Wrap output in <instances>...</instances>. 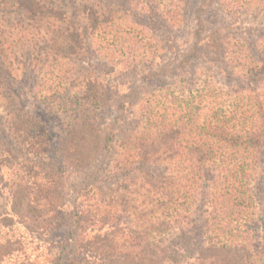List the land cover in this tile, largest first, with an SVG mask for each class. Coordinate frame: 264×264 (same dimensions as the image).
Listing matches in <instances>:
<instances>
[{
    "label": "trees",
    "instance_id": "1",
    "mask_svg": "<svg viewBox=\"0 0 264 264\" xmlns=\"http://www.w3.org/2000/svg\"><path fill=\"white\" fill-rule=\"evenodd\" d=\"M164 1L94 0L72 17L63 1L0 0V192L5 191L9 206L0 215V229L26 223L37 241L51 225L66 229L51 245L59 254L47 264H264L259 238L264 228V51L224 54V41L221 46L209 29L212 15L221 10L257 14L264 12V0ZM253 17L237 25L249 31ZM183 25L189 26L192 43L174 40L173 31ZM154 30L165 40H153ZM179 47L183 51L177 57ZM166 51L176 56L170 64H162ZM87 52H95L96 66L108 63L106 70L91 67L80 76L85 68L77 60ZM200 61L221 62L206 74L217 71L228 86L221 91L207 84L197 95L162 94L159 98L168 97L174 106L171 113L164 120L149 108L145 134L133 136L123 115L140 102L136 82H156L161 90L168 74ZM116 73L126 81L106 80ZM38 83L47 91L41 92ZM212 83L218 85L214 76ZM104 106L118 115L98 118ZM191 114L195 125H189ZM62 116L65 127L51 124ZM116 145L135 160L118 166H137L139 174L116 182L126 198L114 202L103 190L117 176L109 159ZM162 162L177 165L175 178L158 174ZM175 182L177 192L171 191ZM180 199L184 202L174 209ZM126 200L136 203L133 211L141 220L121 226L109 215L117 206L123 209ZM89 201L96 217L86 211ZM194 202L207 204V222L216 224L215 236L220 231L222 238L200 246L188 236L185 213ZM170 228L178 233L167 246L146 242L150 232ZM123 230L130 235L121 238L133 240L117 246L115 236ZM23 250L20 242L0 246V264L12 257V264H23L15 255Z\"/></svg>",
    "mask_w": 264,
    "mask_h": 264
},
{
    "label": "rangeland",
    "instance_id": "2",
    "mask_svg": "<svg viewBox=\"0 0 264 264\" xmlns=\"http://www.w3.org/2000/svg\"><path fill=\"white\" fill-rule=\"evenodd\" d=\"M57 1L58 2L63 1L68 11L71 13L72 17L75 16L76 14H79L86 6H88V4L94 2V0H57ZM174 1L175 0H165L164 2L172 3ZM252 17H253V22L251 23V25L246 26L249 29V31H245L244 27L240 28V26L237 25L238 20H241V19H243L244 20L243 22L245 23L247 22L250 23L252 21ZM212 19L213 20H212V23L209 25V29L217 33L218 35L217 39L221 40L220 41L221 46H222V41H224L225 43V45H223L224 48L222 46V48L220 49L222 50L221 51L222 53L227 54L225 50L230 51L231 49L232 50L237 49V51L245 52L247 51L246 49L248 48L252 50L256 49L259 53L260 51L262 52L264 51V12L257 13V14L256 12H254L248 15L244 13L230 15L223 9L219 12V14H216L214 16L212 15ZM8 20H11L10 22H8V24L13 22L12 18H8ZM72 20H73L72 22H76L74 18ZM187 25L181 26L180 29H178L177 31L175 30L173 31L174 33L173 37H175L174 40H177L178 42L192 43V36L188 35L189 26ZM149 36L157 42H160V40H165V35L161 31L154 30V32H151ZM151 44H153V42L151 43L149 42V45ZM10 45H9L10 47H15V46L20 47L19 44L13 46L10 43ZM149 45L146 46V48H148ZM176 51L177 53L175 55L178 57V55L182 53L183 48L179 47L178 50ZM208 52L210 56H213L211 55L212 53L211 48H209ZM161 55H162L161 59L163 61L162 64H170L172 63L171 60L176 57L175 55L172 56V53L169 54V52L167 51L163 52ZM218 57L219 59H222V55H218ZM96 58L97 57H96L95 52L93 53L87 52L86 54H83L79 57L77 62H79L80 68L81 67L85 68L84 71L79 69L80 76L81 75L84 76L88 72H91L92 71L91 67L92 68L98 67L100 71L106 70L109 64L106 62L107 64L104 66L102 65H100V67L96 66L97 64H99V61H97ZM192 62L197 63L198 61L194 60ZM220 63L221 62L213 63L215 65H208L209 62L200 61L198 66L197 67L195 66L192 69H191V66L190 68L188 67H185L184 69L181 68L179 69V71L175 72L174 74H168V77L164 78L166 83L164 85L165 87L162 86L161 90L157 88L156 82L149 83V84L144 83V82L143 83L136 82L137 86L140 87L139 89L140 94H141L140 102L138 103L136 107H134L130 111L129 113L130 115L128 113L126 114V112H125V115H123L127 118L126 122L129 125V128L131 129L133 128L134 130L133 136H137L140 138V136L145 134V130L150 124L146 120V118H148V120L151 119V115L149 114V111H150L149 108L154 107L160 114H164L165 116L164 120L171 113V110H173L174 106L173 104L171 105L169 101H167L166 98L168 97L159 98V96H161L162 94L168 96L170 95L171 90H174L173 92L176 94V96L178 95L187 96V94L197 95V92L204 90L205 87L208 86L207 84H209V87L212 88V90L219 89L222 91L223 88H226V86H228L229 83H227V81H225L224 78L220 76V74L217 71L213 70L212 71L213 74H211V76H208L205 70L209 68L216 69V65ZM224 64H226V61L224 62ZM213 76H214V79L216 80V84L218 85H213L212 83ZM123 77L124 76L116 73L114 76L109 77L106 80H110L115 84H121V83H124L127 78V77L125 78ZM128 79H132V77L128 76ZM40 81L42 82V79H40ZM195 81H196V87L194 86ZM177 83L179 84V86L182 85L183 88H180V89L181 90L184 89L185 94L180 93V89L176 85ZM186 84L188 85L186 86ZM38 88L41 90V92L47 91L45 90L46 88L42 87V85L39 83H38ZM40 101H41V98H40ZM150 104H152V107ZM41 109H43V107ZM111 115L112 116L118 115V113L115 111V108H112L110 106H104V107H101L98 118H104L105 121H108L109 118H111ZM189 117H188L190 121L189 125L190 124L195 125L196 123L195 116L191 114ZM60 119L61 120H59V122L51 123V124H54V125L62 124L61 126L65 127L67 123V117L65 118L62 116V118ZM120 147L121 146L116 145L114 146V148L110 150V153H109V159L111 160L110 164L111 166L115 168L117 167L114 170V173L117 174V176L116 177L111 176L112 180L109 179L111 185H109L107 189L105 188V190H103V196H106L108 198L110 196H113L115 198L114 202H116L117 200L126 198V196L123 195V189L117 186L116 182H121L123 177H125L126 178L125 182L127 183L129 180H132L131 178H136L137 174H139V172L137 171L138 170L137 166H133L134 169L129 168V167H123V166L119 167L118 166L119 163L122 164L123 161L124 162L127 161L130 163H134L135 161L132 156L133 154H131L130 152L129 153L124 152L123 151L124 149ZM176 167H177L176 164L170 165V163H165V162L159 163L157 165V168L159 169L158 174H161L167 177H172L175 174H177L176 172L179 168L176 169ZM173 178H175V176ZM174 185H176V182L172 184L173 187L171 188V191L173 190V192H177L178 188ZM200 190L201 188L199 186L198 191ZM6 197L7 196H6L5 191L2 190V192H0V215H2L6 210L9 209L8 201ZM93 202L94 201H89V203L86 202L85 206L90 207L86 209V211H88V214L92 213L91 216L96 217L95 208L91 206L94 204ZM178 202L182 203L184 201L183 199H180V201L177 200L174 206V209L177 208V205L179 204ZM126 203L127 204H125V207L123 209L118 206L114 208V212H115L113 213L114 216L109 215L110 216L109 219L115 220L117 218L118 220H120L121 226H123L122 224H126V223L130 224V222L132 221L139 222L141 220L139 213H134L133 211L135 209L134 204L136 203L133 204L132 200L130 201L126 200ZM130 204H133V205H130ZM206 207H207V204L198 205L196 202H194V203H191V205L189 206V211L186 213L184 212L185 216L188 215V222L190 221L188 226L186 227L188 236H190L191 238L193 237L195 240V244L200 245V246H203V245L206 246L207 244H209V242L210 243L213 241L215 242V240H218V238H222L223 236L222 233L220 234V231H218V237L215 236L217 230L219 229L216 227V224H209L207 222L208 219L205 215ZM209 210H211L210 206H209ZM106 212H108V209L103 210V212L99 214L104 215ZM129 214H131V216ZM174 214L175 213L171 212V215H174ZM56 219L57 221L66 220L64 218L61 219V217L60 219L58 217ZM57 221L54 220L53 222H57ZM110 222L112 221L110 220ZM25 224L19 223V222H13V225L10 228L0 229V233H1L0 234V246L5 247V248H10L13 243L20 242L22 247H24V250L22 253H19L18 255L15 254L17 257L16 262L19 263L22 261L23 264H30L33 262L36 264H47L49 261H51L55 256L59 254V251L55 250L54 246H51V245H53L54 243H57L59 241V238H62L65 235L66 229H63L62 227L55 228L54 225H51V231L47 229L43 232H40L42 233L41 236H45L43 237V241L42 240L37 241V239L35 240V238L31 235L30 230H29L30 227H28L27 229V225ZM125 228L126 227H124V229ZM104 230H105V227H104ZM131 230L135 231L133 233L137 234V236L143 237V235L141 234V231L136 232V230L131 228L129 232ZM129 232H127L126 234V231L123 230L116 234L115 243L117 246H120L122 242H125L126 246H128L130 241L133 240L132 237L128 236L127 238H123L124 241L121 237L130 235ZM177 233L178 232L175 228L167 229L159 234L150 232L149 238L146 239V242L160 246V247H165L168 245L169 241H171ZM46 235H48L49 237H47ZM145 238H147V236H145ZM259 238H260V245L264 246V228L261 230V234ZM135 242H136V239H135ZM126 252H128V249H126ZM12 263H14V257H12L11 259H6L2 264H12Z\"/></svg>",
    "mask_w": 264,
    "mask_h": 264
}]
</instances>
